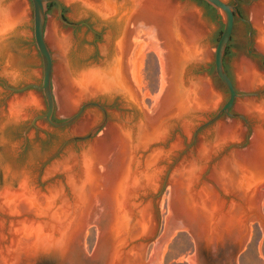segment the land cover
Instances as JSON below:
<instances>
[{
  "label": "bare ground",
  "instance_id": "6f19581e",
  "mask_svg": "<svg viewBox=\"0 0 264 264\" xmlns=\"http://www.w3.org/2000/svg\"><path fill=\"white\" fill-rule=\"evenodd\" d=\"M61 1L68 6L76 5L79 13H92L103 22L115 20L116 28L115 35L107 33L100 46L106 59L112 52L115 58L103 67L76 73L68 58L71 37L62 35L55 22L49 25L46 41L58 63L56 94L65 111H72L83 100L97 96H118L137 111L141 110V104L147 108L139 100L137 90L141 86L144 52L152 48L160 61L159 92L153 96L148 111L141 110L143 120L117 116L107 129L111 135L107 143L97 138L81 154L68 152L45 170L47 176L62 173L64 184L52 183L42 192L35 186L32 175L24 170L18 189L8 188L0 193V264H22L23 259L30 260L37 253L57 263L65 261L70 252L79 251L74 238L83 233L84 239L93 217L107 223L106 228L114 231V241L121 239L130 217H136L137 227L152 235L156 225L150 202L146 201L138 212L135 207L142 198L157 191L165 170L163 165L181 146V140L177 139L168 149L151 148L153 144L164 143L169 136V127L160 123L161 119L167 115L176 117L183 133L189 135L194 122L213 111L221 99L209 79L178 81L180 68L204 63L210 57L197 22L198 11L193 7L171 0ZM27 10L21 0H0V76L12 84L20 80V73L9 57L2 63V40L28 21ZM251 20L256 30V46L264 54V0L252 8ZM151 36L158 46L148 42ZM236 77L242 89L264 85V75L249 63L238 67ZM245 98L248 99L240 101L237 107L253 122L250 145L223 157L211 169L210 181H203L199 187H196L199 174L194 167L183 169V163L173 170L168 182L169 208L176 225L213 249L234 238L243 245L256 221L252 217L246 224L247 212L264 215L261 212L264 192L258 190L264 186V100ZM38 106L39 100L32 94L12 97L0 111V131L8 124L24 121ZM94 118L93 114L74 131L86 130ZM236 123L218 124L212 132V143L208 142V135L204 136L195 163L207 164L223 146L241 139L242 130ZM77 164L79 169L75 167ZM4 172L11 173L9 165L4 166ZM98 208L100 212L96 211ZM257 225L264 234V225L260 222ZM105 250L104 243L94 256L103 258ZM147 252L148 249L145 255L136 254L130 264H156L155 255L152 253L148 260ZM195 258L190 257L189 263L198 264Z\"/></svg>",
  "mask_w": 264,
  "mask_h": 264
},
{
  "label": "rangeland",
  "instance_id": "374dc122",
  "mask_svg": "<svg viewBox=\"0 0 264 264\" xmlns=\"http://www.w3.org/2000/svg\"><path fill=\"white\" fill-rule=\"evenodd\" d=\"M27 6L28 12V21L25 24H22V28L19 34H14V38L20 36L22 41L25 44V51L18 52V62L17 66L20 70V80L12 84L7 81L5 78V83L8 86H17L19 84L28 85V84H41L42 80V61L41 57L37 51V48L33 39V17H32V4L30 0H21ZM62 5V13L63 18L69 23H76L79 21H84L85 26L77 28V34L81 35L77 42L74 41L72 36V31L68 27L62 26L60 20L57 16L56 6H52L51 15L49 19V25L52 22L58 24L59 30L62 35H69L71 37V49L68 54L69 62L71 64V69L76 73L81 72L86 68L96 67L100 65V67L105 66L106 62L112 61L115 58L114 53L112 52L108 59H106L100 51V46L104 43V38L107 33L111 32L115 35V20L110 22H103L95 17L92 13L81 14L76 10V5L68 6L64 4L61 0H58ZM122 2L123 0H119ZM173 3H179L181 5H186L188 7H193L198 11V19L197 22L200 25V29L204 33L202 35L204 43L208 47V51L210 53L209 59L204 63H196L192 65V70L198 73L199 77H203L209 79L212 83V86L220 96V102L213 111H209L206 114H203L199 117L193 125V129L209 117L213 116V114L222 107V105L228 99V92L223 84L217 78L214 71V54L215 47L220 37V32L223 28L224 17L219 13H213L204 3L199 2L198 0H171ZM224 2L229 3L230 0H223ZM261 0L255 1L251 4H242L241 5V14L243 18L249 20L253 26L251 20V11L254 5H256ZM48 29V28H47ZM198 29V28H197ZM254 29V27H253ZM248 26L246 23H242L237 21L234 36L230 48V53L227 61V68L236 84V87L239 92H259L260 94L257 97H252L249 99H256L258 101L264 100V85L256 88V89H242L237 84L236 72L238 67L242 66L244 63H249L254 66L259 73L264 75V61L261 57L255 54L247 53L248 46ZM93 32H96V35H93ZM94 37L100 38V42L97 44L96 56L98 59V65H87L90 62H87L86 65H83L82 59L84 57L89 56L93 52V48L90 43ZM117 39V37H116ZM46 41V37H45ZM115 41V40H114ZM151 42L152 45L158 46V43L154 41V37L151 36L148 42ZM49 46L48 42L46 41ZM75 47L78 50L76 53ZM50 48V46H49ZM51 50V49H50ZM250 50H258L256 46V30L253 32V44L250 47ZM52 52V51H51ZM53 54V52H52ZM107 60V61H106ZM103 64V65H102ZM22 71V72H21ZM141 74V86L137 90L139 100H143L145 107L141 104L140 109L144 111H148L153 104V96H155L159 92V86L161 81V68L160 61L156 52L152 49L145 50L144 56L142 59V67L140 70ZM2 77V76H0ZM129 81L132 86L135 87L134 82L132 81V77L129 76ZM4 96H1L3 95ZM24 94H32L39 100V106L37 109L31 112L28 118L24 121L16 124H8L3 130L0 131V193L6 189H18L21 181H22V173L28 171L34 182L37 181L38 177H41V181H45L50 179L51 177L57 176L55 178L56 183L64 184V179L62 173H57L52 176H47L46 171L47 168L53 164L49 163L44 167L42 174L41 169L45 162L58 150L63 142L67 139L74 136H82L86 135L88 131L94 127L99 125L102 122V113L97 108H88L84 111V113L75 121L73 124L63 127V128H52L49 125L40 123L42 120L36 121V126L39 129V132H36L35 129H30L27 132V135L24 136L25 129L31 123L32 119L42 114L46 110V103L41 91L35 89H29L24 92ZM17 97V94H9L4 92L2 88H0V111L7 107V102L12 97ZM99 99L101 103H105L106 105L115 102L118 109H108L107 112L109 114V121L105 124V126L95 135L93 139L90 141H76L70 142L66 145L64 151L58 156L55 161H60L64 158L68 152H76L80 153L82 148L85 145H90L97 138L104 139L105 143H107L110 138V132H108L109 126H111L114 122H116L117 116L120 118L128 119L131 116H135L138 120H143V112L141 110L132 109L127 106L125 102L118 96L113 98H106L103 96H97L93 98H89L80 102V104L72 111H65L63 109V104L60 103L57 99L56 94V102H55V121H63L71 117L75 114L79 107L88 102L90 100ZM241 99L242 100H246ZM236 105V101L235 104ZM142 110V111H143ZM140 113V114H139ZM233 113H238L243 115L249 123V126L252 128L251 139L253 135V122L250 118L243 112L238 110V107L234 110ZM95 115L94 121L93 119L90 121L88 128L82 132H75L74 129L77 126L89 121L90 116ZM137 115V116H136ZM140 116V118H139ZM223 117V116H222ZM222 117L213 125L203 129L198 136V140L193 147V150L196 152L199 150L201 146V139L204 136L208 135V142L211 143L214 141V135L212 132L215 130L218 124L225 125H233L234 122L238 121V124L242 130V137L237 141H232L230 143H240L245 141V133L247 132V127L245 123L239 118H226L222 119ZM96 119V120H95ZM222 119V120H221ZM93 124V125H92ZM42 129V130H41ZM192 129V130H193ZM191 130V131H192ZM106 131V132H105ZM105 137V138H104ZM187 139V142L190 140V134H181L178 130L174 134V143L177 139L181 140V146L176 151H179L184 146V139ZM27 139V142L25 140ZM171 143V144H172ZM228 143V144H230ZM223 146L224 148L228 145ZM26 147V149H25ZM163 147V146H159ZM222 147V148H223ZM165 148V147H164ZM221 148V149H222ZM114 149V147L112 148ZM220 151V149L218 150ZM175 152V151H174ZM176 153H173L171 158L165 163V169L168 167L170 163H172L173 159L176 157ZM225 157V156H224ZM9 165L11 169V173L4 172V166ZM28 168V169H25ZM177 168V167H176ZM47 169V170H46ZM25 170V171H24ZM46 170V171H45ZM211 171V170H210ZM210 171L208 173L207 181H210ZM32 173V174H31ZM45 173V174H44ZM163 176V175H162ZM48 185V184H47ZM47 185L45 186L42 192L47 191ZM47 187V188H46ZM169 183L166 185V188L161 195L160 198L157 199L155 209H154V220H155V230L157 229V233L153 238L152 242L148 245L147 259L150 260L152 257V253L156 260V264H190L189 258L195 257L196 255V247L195 243L192 240V237L184 232L182 229L176 225V221L172 218V214L169 208ZM38 189V188H37ZM40 190V189H39ZM259 191L264 192V186L258 189ZM41 191V190H40ZM155 193V192H154ZM100 212L99 208L96 210ZM261 212L264 213V202L261 207ZM100 218V217H99ZM99 218H91V223L87 226L84 232V239L82 242V251H73L70 252L68 258L65 261L57 263L50 258H41L40 256H44L42 253H37L34 258L30 260L23 259L22 264H103L101 260L98 259H89L91 258L92 252L95 248L98 238V225L94 224V221L99 223L101 220ZM105 221H102V227L105 225ZM223 244H219L215 249H213L210 244L203 245L201 248V252L198 257V264H264V234L261 231L260 227L253 223L251 225V229L249 230V236L246 242L243 244L240 250L237 249V244L227 239ZM160 248V249H159ZM209 248V249H208ZM158 249V250H155ZM159 251V252H158Z\"/></svg>",
  "mask_w": 264,
  "mask_h": 264
},
{
  "label": "water",
  "instance_id": "95a60500",
  "mask_svg": "<svg viewBox=\"0 0 264 264\" xmlns=\"http://www.w3.org/2000/svg\"><path fill=\"white\" fill-rule=\"evenodd\" d=\"M207 3L209 6H211L216 12H219L224 17V23L221 35L218 39V42L215 47V54H214V71L219 79V81L223 84V86L226 88L228 92V99L227 101L222 105L220 109H218L213 116L209 117L202 123L198 124L194 129L192 127V131L190 133V140L187 142V139L183 137L184 139V146L179 151H175L176 157L173 159L172 163L168 165V167L164 170L163 176L161 178L160 185L157 189V191L153 194H149L148 196L142 198V200L139 201L137 206L135 207V211L138 212L146 203L150 202L152 208H153V215H154V209L156 205V201L158 198L161 197L163 194L166 185L169 182L170 176L173 172V170L181 163H183V169L185 167H194L195 172L199 174V178L196 179V187H199L203 181H207V175L209 171L213 168V166L218 163L224 156L232 153L233 151L237 149H244L247 148L250 145V139L252 134V128L249 126L248 121L245 119V117L238 113H233L236 107L238 106L239 102L244 97H257L260 93L259 92H239L236 84L227 68V61L230 53V48L234 36V31L236 27V23L238 21H242L247 24L249 30H248V46H247V53L248 54H255L264 61V54L260 52L259 50H250V47L253 44V26L251 22L245 18L240 17V15L237 12V0H234L236 3L234 5L229 4L227 2H224L223 0H201ZM246 4H251L258 0H243ZM32 4V19H33V39L35 46L37 48V51L41 57L42 61V80L41 84H28L21 88H12L5 85V88L15 92L17 96H23L25 95L24 92L28 91L29 89H35L38 91H41L46 103V110L43 114L35 116L29 126L27 127V130L30 127H36L35 122L38 120H42L40 123L49 125L52 128H63L67 127L71 124H73L77 119L82 115L84 109L89 106H96L98 108H101L100 104L97 103H85L81 105L78 109V111L73 114L71 117H69L66 120L63 121H54L55 116V102H56V88H57V74H58V63L55 60L49 46L47 45L45 41L47 28L49 24V19L51 15L52 6L49 8V12L47 11V5L50 3H54L57 6V16L60 19V21L65 25H70L67 22H65L62 18L61 12H62V5L58 0H30ZM236 21V22H235ZM7 36V35H6ZM5 36V37H6ZM227 47V49H226ZM226 51V53H225ZM192 65H189L188 67L180 68L178 73V81L182 83V81H186L188 78L197 79L200 78L198 76V73L196 71L192 70ZM228 74H227V73ZM229 75V76H228ZM179 83V85H180ZM236 101V105L235 104ZM199 115V114H198ZM223 116V117H222ZM226 119V118H240L243 120L247 127V132L245 133V141L241 143H231L228 146H226L218 155L215 157H212L207 164L205 163H195L194 159L195 156L198 155V151H194L193 147L195 146L199 133L216 123L220 118ZM144 119V115L142 117ZM221 119V120H222ZM107 123L106 119H104L99 125L92 127L86 135L82 136H74L69 139H67L65 142L61 144V146L58 148L56 153H54L43 165L41 169V174L46 166L49 163H55L58 161H55L58 156L64 151L66 145L70 142H76V141H90L95 137V135L105 126ZM160 123L163 125H166V127H169L168 132V138L165 140L164 143H158L153 144V147L155 146H163L165 148H169V145L173 142L174 134L178 130L181 134H183V130L181 128L180 122L177 120L176 117H172L171 115L164 116ZM26 130V131H27ZM26 133V132H25ZM89 145H85L84 147H87ZM83 147V148H84ZM82 148V150H83ZM82 152V151H81ZM81 152L79 154H81ZM174 152V153H175ZM76 155H79L75 152ZM52 165V164H51ZM186 165V166H185ZM77 169H79V164L75 166ZM201 171V172H200ZM57 176L51 177L50 179H47L45 181H41V177L39 176L37 181L34 182L35 186L40 189L41 191L44 190L45 186L51 185L52 183H55V178ZM47 185V186H48ZM142 201V202H141ZM148 201V202H146ZM141 202V203H140ZM71 207L73 208V204L71 203ZM252 217H256L255 223L258 222L262 223L264 225V215L258 214L252 211L247 212L245 223L248 224ZM154 220V216H153ZM155 222V220H154ZM102 220L97 224L98 225V238L97 243L95 245V248L92 252V256L89 259H98L101 260L103 264H130L132 261H134V258L136 254L141 253L145 255V251L148 249V245L150 242H152L153 238L155 237L157 233V229L154 231L152 235H150L146 231H142L141 228L137 227L139 221H137L136 217H130L127 220L125 230L122 233V237L120 240H115L114 231L107 226V223H105L104 227H102ZM95 224V223H94ZM96 225V224H95ZM183 230V229H182ZM133 231H136L133 232ZM184 232L188 233L187 230H183ZM190 236L191 234L188 233ZM244 234V233H243ZM195 236V235H194ZM192 237L195 247H196V255L195 259L196 262H198L199 253L201 252V248L203 245H206V242L203 241V239H198L197 237ZM247 237V235H246ZM82 239H83V233L78 235L74 238L75 244L77 243L78 250L81 252L82 250ZM237 244V249L240 250L243 246L242 243L237 239H233ZM105 243V254L104 257H96L94 255L97 254L98 248ZM212 247V245H210ZM143 255V256H144ZM41 258H44L45 256H40ZM47 258V257H46ZM200 258V257H199ZM105 259V260H104Z\"/></svg>",
  "mask_w": 264,
  "mask_h": 264
},
{
  "label": "flooded vegetation",
  "instance_id": "af4514ba",
  "mask_svg": "<svg viewBox=\"0 0 264 264\" xmlns=\"http://www.w3.org/2000/svg\"><path fill=\"white\" fill-rule=\"evenodd\" d=\"M236 2L234 1V0H230L229 1V4H232V5H234ZM245 2L243 1V0H237V7H236V9H237V12H238V14L240 15V17H242L243 18V16H242V14H241V5L242 4H244ZM246 4V3H245ZM54 6H56V4H54ZM49 8L50 7H48L47 6V11H46V13L47 12H49ZM56 9H57V6H56ZM63 10V9H62ZM61 15H63V13L61 12ZM62 18H63V16H62ZM59 19V18H58ZM60 20V19H59ZM63 20L65 21V22H67L66 20H65V18H63ZM236 21H238V20H236ZM235 21V22H236ZM61 22V21H60ZM239 22H242V21H239ZM68 24H70V25H65V24H63L62 22H61V24H62V26H64V27H68V28H70L71 29V31H72V36H73V38H74V41L75 42H77L78 40H79V38L81 37V35H79V34H77V28H79V27H84L85 26V22L84 21H79V22H76V23H69V22H67ZM242 23H244V22H242ZM23 26V25H22ZM22 26H20V27H17L16 28V30H15V33L14 34H19V32H20V30L21 29H23L22 28ZM14 34L13 33H9V34H7V36L4 38L3 37V40H2V45H3V47H4V51H3V56L1 57V61H2V63H4L5 61H6V58L5 57H9L11 60H13L15 63H14V67L20 72V70H19V67L17 66V62H18V52H23V51H25V44H24V41H22V39L23 38H21L20 36H17V38L16 39H13L14 38ZM93 35H96V32H93ZM100 42V38H97V37H94L93 38V40H92V43H90V45H91V47L93 48V52L89 55V56H86V57H84V59H82L81 61H82V63H83V65H86V63L87 62H90L89 64H87V65H98V59H97V56H96V51H97V44ZM75 50H76V53L77 54H79L78 53V50H77V48L75 47ZM10 55V56H9ZM22 72V71H21ZM227 73V72H226ZM228 74V73H227ZM229 76V75H228ZM5 85H6V83H5V79L3 78V77H0V88H2L3 90H4V92H7V93H9V94H16L15 92H12V91H10V90H8V89H6L5 88ZM6 86H8V85H6ZM24 86H26V85H22V84H19V85H17V86H15V87H13V86H8V87H12V88H21V87H24ZM1 96H4V94L3 95H1ZM100 100L99 99H96V100H90V101H88V102H85V103H97V104H100L101 105V108H98V107H96V106H89V107H86L85 109H84V111L86 110V109H88V108H97L98 110H100L101 111V113H102V121L104 120V119H106V121L108 122L109 121V114H108V112H107V108L108 109H118V107L116 106V104H115V102H112L111 104H109V105H106L105 103H101V102H99ZM84 103V104H85ZM83 105V104H82ZM84 111H83V113H84ZM45 112V111H44ZM43 112V113H44ZM42 113V114H43ZM82 113V114H83ZM54 120V119H53ZM55 121V120H54ZM35 125H36V122H35ZM28 127V126H27ZM30 129H35L36 130V132H39V129H38V127L36 126V127H30L28 130H27V128L25 129V132H24V136H26L27 135V132L30 130ZM27 130V131H26ZM42 130V129H41ZM25 142H27V139L25 140ZM25 149H26V147H25ZM56 153V152H55ZM28 169V168H27Z\"/></svg>",
  "mask_w": 264,
  "mask_h": 264
},
{
  "label": "trees",
  "instance_id": "16d2710c",
  "mask_svg": "<svg viewBox=\"0 0 264 264\" xmlns=\"http://www.w3.org/2000/svg\"><path fill=\"white\" fill-rule=\"evenodd\" d=\"M199 2H201V3H204L213 13H216L215 12V10L211 7V6H209L207 3H205L204 1H201V0H198ZM54 5V3H50V4H48L47 6L48 7H51V6H53ZM222 32V31H221ZM221 32H220V35H221ZM226 49H227V47H226ZM225 53H226V51H225Z\"/></svg>",
  "mask_w": 264,
  "mask_h": 264
}]
</instances>
